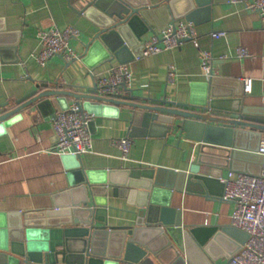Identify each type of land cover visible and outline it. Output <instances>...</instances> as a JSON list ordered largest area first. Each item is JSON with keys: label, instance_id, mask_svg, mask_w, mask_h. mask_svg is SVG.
<instances>
[{"label": "crops", "instance_id": "0c3cea01", "mask_svg": "<svg viewBox=\"0 0 264 264\" xmlns=\"http://www.w3.org/2000/svg\"><path fill=\"white\" fill-rule=\"evenodd\" d=\"M86 1L0 0V103L8 101V104L15 105L28 88H34L42 80L47 81L49 87H53L58 80L62 88L75 91L81 89V85H92L94 77L88 73V66L81 58L69 62L55 55L40 66L33 57L39 44L37 30L54 25L61 28L76 26L80 33L70 42L75 51L79 54L83 52L84 42L99 28L100 20L95 11L89 14L81 11ZM163 1L149 0L153 4ZM184 3L186 1H179L174 8L178 13V18L174 20L181 18L192 22L196 40L188 39L180 47L146 57H132L127 61L132 75L128 88L137 95L155 98L166 95L170 100L181 102L194 96L200 97L203 84L209 78L200 67L199 53L207 49L214 56L211 62L213 73L221 78L218 88L230 91L233 97L234 92L243 91L239 96L244 99V104L264 112V19L257 11H248L243 4L227 0L194 3L195 7L187 19L181 15L187 9ZM215 29L225 30V36L212 38L210 32ZM153 33L150 29L145 31L141 43ZM238 46L245 47L250 55L237 57L235 49ZM111 58L98 68L103 70L111 62H119L117 58ZM169 66L175 71L174 80L168 79ZM244 76L253 77L250 93L243 90L240 79ZM120 93L124 96L131 94L123 89ZM73 100L75 98L71 96L62 102L55 96L42 97L12 117L6 128L0 127L2 223L11 219L12 212L52 208L55 202H66L71 188L82 192L77 187L84 178V166L98 170L93 175L98 180L93 183V194L104 201L101 207L104 208L107 225L129 224L135 216L130 211L136 209L134 202L144 193L141 185L146 182L142 176L132 175L133 171L158 166L176 170L188 167L192 145L184 130L175 128L163 136L149 134L145 127L138 124L137 133L129 136L131 111L125 106H118L119 110L115 111L110 105L112 107L107 108L109 113L95 114L91 127L93 151L82 153L80 157H65L50 151L56 141L52 115ZM144 130L145 134L142 133ZM120 136H129L132 140L127 160L120 157L119 147L112 143L113 138ZM257 140L258 137H254L253 144ZM238 161L240 164L244 162L251 172L257 171L260 166L258 155L242 156ZM103 169L110 173H103ZM226 170L224 168L222 174ZM162 191L158 193L160 202L168 196L169 204L183 213L184 223L219 228L231 225L233 201H218L203 194L186 190L179 192L174 188ZM228 242L226 239L214 245L216 253L223 254ZM215 262L227 264V258L221 255ZM140 264L161 263L151 255Z\"/></svg>", "mask_w": 264, "mask_h": 264}, {"label": "water", "instance_id": "95a60500", "mask_svg": "<svg viewBox=\"0 0 264 264\" xmlns=\"http://www.w3.org/2000/svg\"><path fill=\"white\" fill-rule=\"evenodd\" d=\"M179 1L183 0L154 4L149 0H87L81 11L97 12L99 28L84 42V50L78 57L91 68L111 61V57L127 62L140 54L145 31L160 32L167 21L178 18L174 8ZM185 1L187 9L181 15L188 19L194 3L220 0ZM210 73L211 77L203 84L202 96L182 102L170 100L166 95L162 98L137 95L125 87L123 90L131 93L129 96L121 93L104 96L98 94L94 78L92 85H81L83 89L76 91L62 88L58 80L53 87L42 80L34 88H28L15 105L8 101L0 103V127L4 128L12 117L42 97L55 96L62 102L71 96L82 100L83 108L97 115L107 113L108 107L117 111L118 106H125L131 111L129 136L137 133L138 124L149 134L163 136L177 128L185 131L192 145L189 165L184 170L158 166L132 172L146 182L141 185L144 193L134 202L136 209L130 211L135 216L129 224L107 225L101 207L104 201L93 194V183L98 181L93 175L98 170L83 166L84 178L77 187L82 192L71 188L62 204L55 202L52 208L12 212L6 223L0 221V264H140L151 255L161 264H216L221 255L228 258L238 251L248 237L246 231L230 224L219 228L184 223L183 213L169 204L168 196L163 202L158 197L162 189L174 188L219 201L224 199L218 178L224 168L254 173L259 169L251 172L238 159L258 155L260 162L264 160V156L255 152L264 132V112L245 105L239 96L243 91L234 92L233 97L230 91L219 89L221 78L212 70ZM254 137H258L255 144ZM102 172L110 173L106 169ZM226 239L227 250L219 255L213 246Z\"/></svg>", "mask_w": 264, "mask_h": 264}, {"label": "built area", "instance_id": "2783aa9c", "mask_svg": "<svg viewBox=\"0 0 264 264\" xmlns=\"http://www.w3.org/2000/svg\"><path fill=\"white\" fill-rule=\"evenodd\" d=\"M229 3H241L249 10L259 13L264 19V0H227ZM75 26H52L37 30L38 49L33 54L35 61L41 66L52 56H61L65 61L79 58L70 42L79 35ZM226 31L215 29L210 32L212 38L225 36ZM195 29L192 22L177 19L169 22L160 32L153 33L142 41L140 54L135 57H146L169 50L188 40L195 39ZM264 54V53H263ZM237 57H247V49L238 46L235 49ZM200 67L211 77L213 55L210 50L202 49ZM213 71V70H212ZM88 73L95 78L98 94L114 96L120 93L131 83V69L128 62H111L107 68L100 70L88 67ZM168 79L174 80L176 74L172 66L167 70ZM243 90L251 92L253 77H242ZM83 101L75 99L68 103L66 108H60L52 115L51 122L55 131L56 141L50 151L63 155L79 156L93 151V135L89 124L95 119V114L83 108ZM131 138L120 136L113 138L112 143L119 147L122 159L129 158ZM255 152L264 156V132L261 134ZM222 183L221 195L226 200H232L234 207L231 213V225L248 233L247 239L241 244L238 251L227 258V264H263L264 263V160L260 162L258 172L234 170L228 168L218 177Z\"/></svg>", "mask_w": 264, "mask_h": 264}]
</instances>
